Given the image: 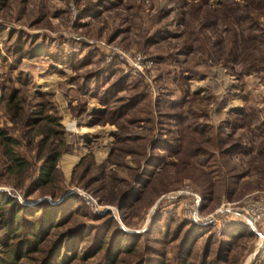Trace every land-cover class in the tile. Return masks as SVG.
Here are the masks:
<instances>
[{"label":"rangeland","instance_id":"1","mask_svg":"<svg viewBox=\"0 0 264 264\" xmlns=\"http://www.w3.org/2000/svg\"><path fill=\"white\" fill-rule=\"evenodd\" d=\"M182 190L264 194V0H0V194L59 208L37 242L19 214L16 264H264Z\"/></svg>","mask_w":264,"mask_h":264},{"label":"trees","instance_id":"2","mask_svg":"<svg viewBox=\"0 0 264 264\" xmlns=\"http://www.w3.org/2000/svg\"><path fill=\"white\" fill-rule=\"evenodd\" d=\"M56 161V156L47 157L45 163L41 165L40 171L37 177V185L45 183L50 180L51 170L53 168L54 162ZM72 198L76 199V195H72ZM35 208V210H33ZM53 207L51 205L44 206L43 203L39 202L32 207H27L25 205H20L14 201V198L7 194H0V253L3 254V257L0 256V264H16V260L22 256V252L24 251L21 244V247L17 248L13 245V240H16L18 236V230L20 227V218L19 214H22L24 217L34 215L35 212H40L37 226L31 229L30 235L32 236L33 241H39V238L43 236L50 227H52L57 221V213L59 212V208H56L53 213ZM33 210L32 213H30ZM32 223V222H29ZM237 230V229H236ZM102 242L101 238L99 243L95 246V250L97 251ZM115 246L113 243L111 244L109 251H113ZM53 251L52 257L57 255L58 257V249ZM91 252H87L86 254H90ZM62 257H66V253L62 254ZM63 258H60L62 262ZM61 264V263H59Z\"/></svg>","mask_w":264,"mask_h":264},{"label":"built area","instance_id":"3","mask_svg":"<svg viewBox=\"0 0 264 264\" xmlns=\"http://www.w3.org/2000/svg\"><path fill=\"white\" fill-rule=\"evenodd\" d=\"M181 193L187 196L185 204L187 216L198 224L220 223L224 226L229 221V215L234 221L243 224L247 230L256 232L261 241H264V194H247L241 199L234 202H221L219 207L210 213H201L200 204L201 196L194 191L182 190ZM179 193V194H181ZM82 201L92 211L97 210L100 206L89 193L80 192Z\"/></svg>","mask_w":264,"mask_h":264},{"label":"water","instance_id":"4","mask_svg":"<svg viewBox=\"0 0 264 264\" xmlns=\"http://www.w3.org/2000/svg\"><path fill=\"white\" fill-rule=\"evenodd\" d=\"M248 258H249V255L244 259V261H243V264H248Z\"/></svg>","mask_w":264,"mask_h":264},{"label":"bare ground","instance_id":"5","mask_svg":"<svg viewBox=\"0 0 264 264\" xmlns=\"http://www.w3.org/2000/svg\"><path fill=\"white\" fill-rule=\"evenodd\" d=\"M87 132V131H86Z\"/></svg>","mask_w":264,"mask_h":264}]
</instances>
